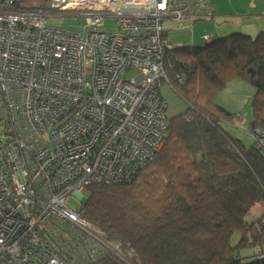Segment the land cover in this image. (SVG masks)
Returning <instances> with one entry per match:
<instances>
[{"label": "built area", "instance_id": "built-area-1", "mask_svg": "<svg viewBox=\"0 0 264 264\" xmlns=\"http://www.w3.org/2000/svg\"><path fill=\"white\" fill-rule=\"evenodd\" d=\"M21 1L0 0V264H67L36 227L49 215L87 234L73 261L94 262L104 249L123 255L70 201L89 184L130 179L156 157L169 123L157 87L166 79L164 21L212 18L213 0H50L31 11L17 8ZM63 11L84 16V31L52 26L55 17L64 23ZM107 16L116 31L101 27ZM249 132L264 153V131ZM39 202L45 210L28 222Z\"/></svg>", "mask_w": 264, "mask_h": 264}, {"label": "trees", "instance_id": "trees-1", "mask_svg": "<svg viewBox=\"0 0 264 264\" xmlns=\"http://www.w3.org/2000/svg\"><path fill=\"white\" fill-rule=\"evenodd\" d=\"M45 1L22 0L16 7L31 11ZM169 44L166 79L157 87L167 82L187 109L168 117L155 159L128 180L87 185L82 199L73 200L80 207L70 204L123 254L104 249L100 259L83 264H243L264 256V153L250 132L255 141L246 143L232 125L233 113L216 103L230 80L242 78L256 89L250 128L264 131V31L233 32L196 47ZM257 205L262 210L248 219ZM44 210L37 203L27 221ZM36 227L50 254L79 264L73 259L84 256L88 237L81 228L52 215ZM234 234L240 236L235 245Z\"/></svg>", "mask_w": 264, "mask_h": 264}, {"label": "crops", "instance_id": "crops-1", "mask_svg": "<svg viewBox=\"0 0 264 264\" xmlns=\"http://www.w3.org/2000/svg\"><path fill=\"white\" fill-rule=\"evenodd\" d=\"M214 5L216 16L211 20L203 21L205 25L203 31L195 32L193 35L184 38L182 42L189 44L183 45H192V42L200 43V40H203V34H210L212 38H217L233 32L255 36L264 31V0H214ZM214 19L222 21L216 24ZM165 27L167 37H169L170 29H173L176 25L173 21H167ZM179 37V35L175 36L172 42L181 43ZM161 93L168 101V110L171 107L170 102L175 107L178 106L176 112L186 107V104L168 85L162 84ZM255 94V87L242 78H233L228 82L225 89L218 94L216 103L233 113L234 120L244 122L247 120V115L244 116L243 110L250 105V101Z\"/></svg>", "mask_w": 264, "mask_h": 264}, {"label": "rangeland", "instance_id": "rangeland-1", "mask_svg": "<svg viewBox=\"0 0 264 264\" xmlns=\"http://www.w3.org/2000/svg\"><path fill=\"white\" fill-rule=\"evenodd\" d=\"M32 1H35V0H26V2H28V3H32ZM36 1H40V0H36ZM49 3H50V0H46L44 2V4L47 5V6L49 5ZM35 4H41V3H35ZM24 6H27V3H24ZM214 9H215V5H214ZM48 11L50 13H58V10L57 9H53V8L48 9ZM62 13L65 15L64 16V19H65L64 23H58V21H57L58 17H55V18L52 19V22H51L52 26H60V27H62L64 29L66 28V30H69L70 32H73V33H81V32L84 31V29H83V26L85 25V17L84 16H78V15H76L75 12H72V11H63ZM215 16L216 15H214V17ZM172 21H174V20H172ZM220 21H222V20L214 19V22L216 24L219 23ZM166 22H167V20L164 21V24ZM101 27L103 29L109 31V32L116 31L117 30V18L113 17V16L105 17V23ZM204 27H205V25H204L203 21H199V22L192 21L191 22V20L189 18H185L183 20V22H182V26L181 27L180 26H176L173 29H170L169 37H167L168 38V43H170L169 45H172L173 48H177V47H180V46H188V47L200 46L199 44L202 45V44L205 43V41L200 40V43L192 42L191 43L192 45H183V44H189V43L182 42V40H184V38H186L187 36L193 35L195 32L203 31ZM166 31H167V29L165 27V32ZM178 35L180 36L179 37V42H181L179 44H182V45H179L177 43H173L172 42V39L175 36H178ZM166 36H167V34H166ZM212 39L213 38H211V40ZM170 40H171V42H170ZM165 64H168V62L166 61ZM136 74H137V71L133 70V71L130 72V74L124 73L123 77L129 78L131 76H135ZM160 85L162 86V84H160ZM163 85H168V84H167V82L166 83L163 82ZM161 86H160V91H161ZM166 101H167V99H166ZM170 103H171L170 110H167V113H166L169 118H171L173 116H176V115L180 114L181 112H183V111H185L187 109V106H186L183 109H181L180 111L176 112L175 110H178V106L175 107L174 104H172V102H170ZM243 114H244V116L247 115V120L242 122V123H240L239 121L237 122L236 120H232L233 121L232 125H234V126L239 128L240 136L242 138H244L246 143L252 144L255 141V139L251 138L248 135V133H247V132H249L250 124L252 123V120H253V110H252L251 105H249L248 107L245 108V110H243ZM236 133H237V131H236ZM163 146L164 145H162L161 149L163 148ZM161 149L159 150V152L161 151ZM153 159H155V157L152 158V160ZM86 195H88L87 191L85 192V196ZM70 204L76 209H78L80 207V204L79 203H75L73 200L70 201ZM257 207L254 209V212L248 217V219L251 218L252 216H254L256 211H258V213H260V211L262 210V206L261 205H257ZM239 240H240V236L238 234H234L232 236V238H231V241H232L233 245H235ZM131 254L132 253H130V256H131ZM130 259H132V256H131Z\"/></svg>", "mask_w": 264, "mask_h": 264}, {"label": "water", "instance_id": "water-1", "mask_svg": "<svg viewBox=\"0 0 264 264\" xmlns=\"http://www.w3.org/2000/svg\"><path fill=\"white\" fill-rule=\"evenodd\" d=\"M130 264H132V263H130ZM243 264H264V256L252 259V260L245 262Z\"/></svg>", "mask_w": 264, "mask_h": 264}, {"label": "flooded vegetation", "instance_id": "flooded-vegetation-1", "mask_svg": "<svg viewBox=\"0 0 264 264\" xmlns=\"http://www.w3.org/2000/svg\"><path fill=\"white\" fill-rule=\"evenodd\" d=\"M176 26H180L179 24H177L176 22H174ZM181 27V26H180ZM204 40V39H203ZM205 41V40H204Z\"/></svg>", "mask_w": 264, "mask_h": 264}, {"label": "clouds", "instance_id": "clouds-1", "mask_svg": "<svg viewBox=\"0 0 264 264\" xmlns=\"http://www.w3.org/2000/svg\"><path fill=\"white\" fill-rule=\"evenodd\" d=\"M212 36V35H211Z\"/></svg>", "mask_w": 264, "mask_h": 264}]
</instances>
